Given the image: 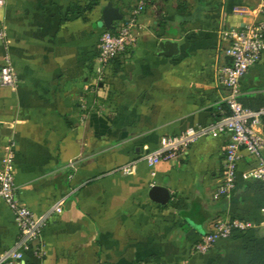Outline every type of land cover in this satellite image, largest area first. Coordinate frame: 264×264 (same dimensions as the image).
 Masks as SVG:
<instances>
[{
    "label": "crops",
    "instance_id": "0c3cea01",
    "mask_svg": "<svg viewBox=\"0 0 264 264\" xmlns=\"http://www.w3.org/2000/svg\"><path fill=\"white\" fill-rule=\"evenodd\" d=\"M136 1L0 5V66L7 56L17 79L15 88L0 84V165L12 139L18 198L36 216L64 200L42 228L43 256L25 251L14 264H264V184L248 176L254 155L240 149L235 186L218 200L212 193L228 134L203 136L177 159L152 167L142 158L161 137L220 116L221 32L261 17L264 3L149 0L136 45L115 55L99 81L103 7L111 2L124 19ZM164 39L174 44L163 51ZM239 88L244 107H264V49ZM154 186L164 190L153 194ZM233 219L255 227L193 251L215 221ZM17 237L0 199V254Z\"/></svg>",
    "mask_w": 264,
    "mask_h": 264
},
{
    "label": "built area",
    "instance_id": "2783aa9c",
    "mask_svg": "<svg viewBox=\"0 0 264 264\" xmlns=\"http://www.w3.org/2000/svg\"><path fill=\"white\" fill-rule=\"evenodd\" d=\"M149 0H137L127 18L115 22L112 29L104 30L99 38V53L97 56V79H102L103 68L118 53L128 52L138 39L140 16ZM264 3V0H261ZM4 0H0V5ZM249 12L247 8L241 9ZM251 11V10H250ZM263 15L255 20L245 22L237 27H230L221 32L226 42L220 46L225 61L216 71V82L226 89L222 98L223 107L220 116L210 124L190 127L179 134L163 136L156 148L146 151L142 158L149 166L160 161H171L184 154L187 148L197 139L220 133L229 136L223 147V164L219 182L212 193V199L218 200L228 197L235 186V173L240 158V149H246L257 158V165L248 173L264 184V107L250 109L244 107L238 100L240 95V79L248 68L255 64L264 49V5H260ZM0 37L4 33L0 32ZM16 74L7 56L0 66V84L15 88ZM14 146L9 139L5 145L0 165V199L11 209L14 222L18 228V237L13 247L0 254V264H14L22 259L25 251H31L38 258L44 254L41 243V231L48 219L59 214L63 208V199L54 202L45 212L34 215L33 212L17 196L14 183ZM75 161L68 163L73 168ZM129 171V165L125 166ZM255 224L248 220L233 219L231 221L217 220L213 223V230L205 233L194 244L193 251L204 253L208 251L219 238L228 237L232 231H246L254 228Z\"/></svg>",
    "mask_w": 264,
    "mask_h": 264
},
{
    "label": "water",
    "instance_id": "95a60500",
    "mask_svg": "<svg viewBox=\"0 0 264 264\" xmlns=\"http://www.w3.org/2000/svg\"><path fill=\"white\" fill-rule=\"evenodd\" d=\"M122 19V15L119 12L118 7H114L111 2H108L102 10V21L106 29H112L114 26V23L118 20ZM174 44L171 40L164 39L159 42V46L162 48V50H165V47ZM163 187L160 186H154L152 187V192L157 193V191H163ZM167 196V195H166Z\"/></svg>",
    "mask_w": 264,
    "mask_h": 264
}]
</instances>
